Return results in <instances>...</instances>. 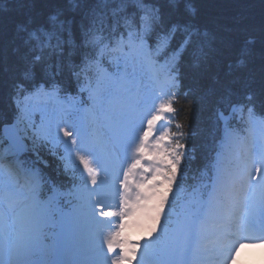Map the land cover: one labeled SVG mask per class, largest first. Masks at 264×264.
<instances>
[{"label": "snow or ice", "instance_id": "snow-or-ice-1", "mask_svg": "<svg viewBox=\"0 0 264 264\" xmlns=\"http://www.w3.org/2000/svg\"><path fill=\"white\" fill-rule=\"evenodd\" d=\"M13 3L23 18L0 44L16 108L0 132V264H200L210 224L219 264L264 244V76L256 91L241 74L250 40L225 64L227 47L191 22L192 0H65L43 21L36 0ZM185 105L210 111L216 153L190 192ZM244 122L258 139L240 135ZM53 149L73 178L63 193L38 167Z\"/></svg>", "mask_w": 264, "mask_h": 264}, {"label": "trees", "instance_id": "trees-1", "mask_svg": "<svg viewBox=\"0 0 264 264\" xmlns=\"http://www.w3.org/2000/svg\"><path fill=\"white\" fill-rule=\"evenodd\" d=\"M95 1L84 0L88 6H92ZM64 2L65 0H36L37 19L43 21L53 6ZM192 4L194 12L191 22L201 31L207 30L214 34L218 38L219 47H227L226 53L222 55L225 64L236 59L237 50L243 40L251 41L248 45L250 55L247 66L241 74L246 78L250 77L248 83L253 90L259 91L261 78L264 76V0H192ZM0 7L5 9L0 14V44H5L11 40L15 24L23 17L15 10L13 0H0ZM80 16L79 11L69 13V17H75L77 22ZM184 83L190 86L192 81L186 78ZM8 91L6 85L0 84V125L12 121L16 116V108L9 100ZM184 107L185 111L180 113L178 119L183 122L190 121L195 133L190 141L195 159L188 170V180L185 183L188 185L193 182L194 175L205 171L206 166L211 163L214 145L210 111L204 110L189 116L186 105ZM257 113L260 114L259 105ZM42 158L48 162V167L44 168L42 164H38V167L42 169V175L49 184L55 180L57 188H67L72 178L70 172L64 171L59 154L53 155L45 150Z\"/></svg>", "mask_w": 264, "mask_h": 264}, {"label": "rangeland", "instance_id": "rangeland-1", "mask_svg": "<svg viewBox=\"0 0 264 264\" xmlns=\"http://www.w3.org/2000/svg\"><path fill=\"white\" fill-rule=\"evenodd\" d=\"M255 134H256L255 127L252 126V128L250 130V136L256 137ZM140 231L141 230L137 231V233L140 232ZM253 252H255V253L253 255H250ZM247 256H248V259H246V262H252L253 261L254 263H256L257 261L261 260L262 257L264 256V249H262V250L260 248L249 249L248 253H247Z\"/></svg>", "mask_w": 264, "mask_h": 264}, {"label": "bare ground", "instance_id": "bare-ground-1", "mask_svg": "<svg viewBox=\"0 0 264 264\" xmlns=\"http://www.w3.org/2000/svg\"><path fill=\"white\" fill-rule=\"evenodd\" d=\"M92 6H95L97 4H100L101 6L103 5V0H96L94 3H92Z\"/></svg>", "mask_w": 264, "mask_h": 264}]
</instances>
